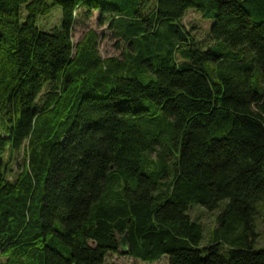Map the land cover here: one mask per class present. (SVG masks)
<instances>
[{
  "label": "trees",
  "instance_id": "obj_1",
  "mask_svg": "<svg viewBox=\"0 0 264 264\" xmlns=\"http://www.w3.org/2000/svg\"><path fill=\"white\" fill-rule=\"evenodd\" d=\"M81 11L122 58L74 43ZM0 156L5 264H107L124 234L143 262L264 264V0H0ZM194 204L221 210L206 244Z\"/></svg>",
  "mask_w": 264,
  "mask_h": 264
},
{
  "label": "rangeland",
  "instance_id": "obj_2",
  "mask_svg": "<svg viewBox=\"0 0 264 264\" xmlns=\"http://www.w3.org/2000/svg\"><path fill=\"white\" fill-rule=\"evenodd\" d=\"M49 5L51 6L50 14L40 17L38 22L41 29L46 32H50L55 28H60L63 20L62 7L52 2H49ZM98 17L99 14L97 12L90 18H86L84 14H82V11L78 12L72 32L74 43L76 44L88 30L96 29L100 33L99 51L102 57L122 58L123 51L126 48L125 43L113 34V31L110 30L108 24L100 25ZM183 23L187 32H189L201 46L206 47L209 45L210 41L208 40V36H210L213 20L201 18L198 13L192 11L187 14ZM3 157L5 162H7L9 160V153L5 152ZM22 159V154H17L10 162V165L7 164L12 169V177H15L19 172V164L22 163ZM1 160L2 158L0 156V161ZM259 209L260 213L257 220L259 236L255 247L257 249H264V198L260 203ZM189 213L194 220L202 225L204 230L203 244H206L211 238L214 230L217 228V217L221 214V210L211 212L200 205L194 204L191 206ZM5 261L6 259L0 258V264H5ZM106 261L107 264H167L168 257L165 256L159 262L148 263L128 255L112 254L107 257Z\"/></svg>",
  "mask_w": 264,
  "mask_h": 264
},
{
  "label": "water",
  "instance_id": "obj_3",
  "mask_svg": "<svg viewBox=\"0 0 264 264\" xmlns=\"http://www.w3.org/2000/svg\"><path fill=\"white\" fill-rule=\"evenodd\" d=\"M120 249H121V253L123 255H127L130 251V246L128 244V239H127V234H124L120 238Z\"/></svg>",
  "mask_w": 264,
  "mask_h": 264
}]
</instances>
